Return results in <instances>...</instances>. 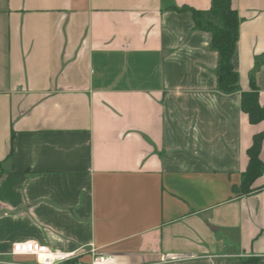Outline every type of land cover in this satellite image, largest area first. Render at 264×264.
Returning a JSON list of instances; mask_svg holds the SVG:
<instances>
[{
    "label": "crops",
    "instance_id": "crops-1",
    "mask_svg": "<svg viewBox=\"0 0 264 264\" xmlns=\"http://www.w3.org/2000/svg\"><path fill=\"white\" fill-rule=\"evenodd\" d=\"M210 1L0 0V264L34 263L23 240L82 264H264V169L233 191L264 122L173 8ZM231 5L238 85L264 107V0Z\"/></svg>",
    "mask_w": 264,
    "mask_h": 264
},
{
    "label": "trees",
    "instance_id": "trees-1",
    "mask_svg": "<svg viewBox=\"0 0 264 264\" xmlns=\"http://www.w3.org/2000/svg\"><path fill=\"white\" fill-rule=\"evenodd\" d=\"M173 8L188 10L191 13L195 28L210 33L209 48L217 54L215 68L217 89L226 94L239 91L240 108L247 114L249 122H264V107L259 103L258 90L254 81L251 79L248 90H241L238 85V74L231 62L238 40L239 26V17L237 11L231 5V0H211L209 8L205 10L187 6ZM258 64L259 62L256 61V67H258ZM263 138L264 129L253 135L252 142L246 150L248 162L241 173L239 184L233 189L238 194L251 192L254 180L263 172L264 163L259 158ZM250 262L247 264H250ZM74 263L75 260H70L65 264Z\"/></svg>",
    "mask_w": 264,
    "mask_h": 264
},
{
    "label": "built area",
    "instance_id": "built-area-1",
    "mask_svg": "<svg viewBox=\"0 0 264 264\" xmlns=\"http://www.w3.org/2000/svg\"><path fill=\"white\" fill-rule=\"evenodd\" d=\"M92 258L89 264H114V258L111 254L97 252L91 249ZM11 253L16 255H30L34 258L33 264H65L70 260H75L74 264H82L78 260V254L74 251L64 252L51 249L46 244L35 240H23L12 243ZM184 256L175 253H165L161 255V261L180 260Z\"/></svg>",
    "mask_w": 264,
    "mask_h": 264
}]
</instances>
